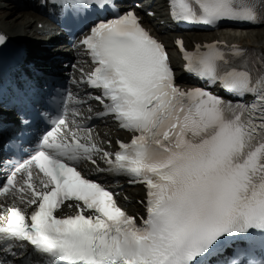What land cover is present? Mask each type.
I'll list each match as a JSON object with an SVG mask.
<instances>
[{"label":"snow or ice","instance_id":"obj_1","mask_svg":"<svg viewBox=\"0 0 264 264\" xmlns=\"http://www.w3.org/2000/svg\"><path fill=\"white\" fill-rule=\"evenodd\" d=\"M118 4L42 0L96 65L89 73L72 65L80 73L72 83L99 94L71 113L73 93L10 48L0 29V164L27 157L0 181V264H264V46L213 40L188 50L176 39L185 71L207 82L185 88L166 45L144 26L156 18L152 5ZM165 7L177 25H264V0ZM91 100L103 110L81 116L77 104L91 113ZM5 109L15 114L9 123ZM109 118L133 133L114 151L111 140H93L87 123ZM122 176L144 186L145 216L129 214L121 186L107 183Z\"/></svg>","mask_w":264,"mask_h":264},{"label":"bare ground","instance_id":"obj_2","mask_svg":"<svg viewBox=\"0 0 264 264\" xmlns=\"http://www.w3.org/2000/svg\"><path fill=\"white\" fill-rule=\"evenodd\" d=\"M1 1L2 0H0V9L2 8ZM18 9L19 8L16 5L13 4L12 7L10 8V12H11L10 14H6V12H4V13H1V15H0V29H3L8 34L11 33L12 35H17V34H24V33L27 32V31H25L26 30L25 29L26 26L23 28L22 27V23L25 22L27 25L29 24V22H28L29 21V18H30L29 16L32 15L31 12L30 13H20V15L18 14L19 15L18 17L21 18V19L17 18L14 23H11V21L9 19L10 18L9 16L12 15V14H15L17 12L16 10H18ZM7 13H9V12H7ZM27 17H28V19H27ZM24 18L26 19V21H24L25 20ZM32 18H33V16H32ZM39 21H41V20H34V21H32L33 24L32 23L30 24V27H33L35 29V34H40V33L44 32L45 29H46V26L45 25L43 27H41V28L39 27ZM216 35L217 34L213 35L212 37H215ZM222 35H225V34H222ZM193 36H195V34ZM200 36H202V35H200ZM203 37L205 38L204 35H203ZM261 39H263V40L259 41V43L256 40V43H257L256 45L257 46H264V35L261 36ZM54 41L55 40L53 39L51 42L54 43ZM55 47L56 46L53 45V48L54 49H55ZM30 50H31L30 54L36 55L37 52H36V50H34V48L31 47Z\"/></svg>","mask_w":264,"mask_h":264},{"label":"rangeland","instance_id":"obj_3","mask_svg":"<svg viewBox=\"0 0 264 264\" xmlns=\"http://www.w3.org/2000/svg\"><path fill=\"white\" fill-rule=\"evenodd\" d=\"M1 3H2V6H3V8L2 9H0V15H1V13H4V12H6V14H10L11 12H10V8H11V5H10V3L8 2V0H3V1H1ZM17 11V10H16ZM21 11H26V10H18L15 14H12V15H8L10 18V21H11V23H14L15 21H16V19L17 18H19L18 16L20 15V13H22ZM7 12H9V13H7ZM23 13H25V12H23ZM26 13H28V12H26ZM32 13V12H31ZM19 14V15H18ZM30 18H32V15L31 16H29ZM29 18V23L31 24L32 23V21H33V19H30ZM19 19H21V18H19ZM25 19V18H24ZM27 19H28V17H27ZM24 21H26V19L24 20ZM30 24H26L25 22L24 23H22V27L24 28L25 26V31H27L26 33H25V35L27 36L28 34L30 35V34H32L33 32H34V30H33V27H30ZM32 29V30H31ZM28 33V34H27ZM234 33H236L238 36L240 35V31H237V32H234ZM256 34V35H255ZM259 34V35H258ZM247 35V36H246ZM264 35V26H262V27H260V28H257V29H252V30H249V31H245V32H242V36H245L246 38L245 39H243L242 41L244 42V43H246V44H249V45H255V44H257L256 43V40L257 41H261V40H263V39H261V36H263ZM241 36V35H240ZM248 40V41H247ZM248 42V43H247Z\"/></svg>","mask_w":264,"mask_h":264}]
</instances>
